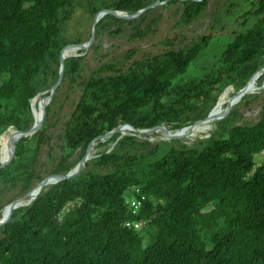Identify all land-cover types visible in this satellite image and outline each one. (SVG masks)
Listing matches in <instances>:
<instances>
[{"label": "trees", "instance_id": "trees-1", "mask_svg": "<svg viewBox=\"0 0 264 264\" xmlns=\"http://www.w3.org/2000/svg\"><path fill=\"white\" fill-rule=\"evenodd\" d=\"M74 1L0 0V136L33 126V100L59 77ZM156 1L163 0H117L107 8L134 14ZM208 1L164 5H182L177 25L183 28L200 17ZM248 5L240 27H221L230 37L191 80L182 77L210 47L214 33L183 49L134 61L124 72H95L80 82V96L60 135L62 155L49 175L72 171L90 142L120 125L147 130L162 124L175 133L206 118L226 89L233 93L245 86L264 68V0ZM99 10L90 3V16ZM134 22L105 14L96 29ZM82 53L65 58L56 91L78 81ZM255 83L264 85V73ZM254 107H259L254 124H233ZM50 112L47 106L40 130L21 137L12 162L0 168V197L17 187L26 195L45 178L37 167ZM212 125L192 146L120 133L98 142L97 148L115 145L89 159L77 177L45 186L0 226V264H264V161H255L264 153V90L244 95ZM11 146L0 145L3 161ZM141 196L142 207L132 214L125 200ZM127 221L142 227L128 229Z\"/></svg>", "mask_w": 264, "mask_h": 264}, {"label": "rangeland", "instance_id": "rangeland-1", "mask_svg": "<svg viewBox=\"0 0 264 264\" xmlns=\"http://www.w3.org/2000/svg\"><path fill=\"white\" fill-rule=\"evenodd\" d=\"M115 1L117 0L74 1L72 15L65 25L64 34L69 43L74 42L75 38L81 37L82 41L80 44L86 45L87 48L85 50H80L83 51V53L79 54L81 63L78 81L71 83L68 81L65 82L58 91L55 90L52 97L48 100V106L51 107V112L47 119L48 125L46 127L43 142L40 145L37 167L42 177H47L61 158L60 135L80 96V82L84 81L95 72H99L100 75L104 76L114 74L116 71L124 72L134 61L153 55H159L168 50L183 49L195 42L199 36L209 32L214 33V40L210 47L199 55L188 72L182 77V80L185 82L191 80L199 73V68L202 64L212 62L223 49L226 40L230 37V34L225 31L222 32L223 30L221 27L224 26L225 30H231L232 23H234V26L240 27V24L237 23L243 21L240 16L249 6V0H209L206 10L200 17L194 23L182 28L177 25L182 12V5L180 3L171 5H164V3H161L152 11L148 12L143 19H139L140 16L135 18L136 22L134 23L118 25L113 23L110 27L100 26L96 29L95 26L93 28L96 14L101 10L108 9L107 6H110ZM91 2L96 4L100 9L94 16H90L88 13ZM233 2L237 5L231 7L230 3ZM103 16L104 14L100 16L99 20ZM118 28L120 29L119 31ZM137 31H141L143 34L137 35ZM92 33L93 39L90 41ZM71 54L78 55L76 51L68 53L67 56ZM106 64L113 65L115 69H101L105 67ZM55 68L56 65H53V69ZM254 85L257 86L256 83ZM256 90L259 89H255L249 94L254 93ZM232 94L231 88L226 89L220 95L218 103L222 102V106L225 108ZM240 100L236 102V104H238ZM236 104H234V106ZM258 115L259 107H254L245 111L242 118L237 119L233 124L252 125L258 120ZM212 123L213 121H210L206 129L200 132L194 131L187 136L178 138L176 142H171V139L164 137L160 131L142 134L140 137L145 138L149 136L152 141L165 140L169 146L178 147L179 144L192 146L197 144L199 139L208 136V132L213 128ZM186 129L187 130L184 131H189V127ZM10 132L12 131H8L0 136L1 146L2 138L6 137ZM114 145L115 143H110L100 148L95 146L89 155V159L95 157L104 150L110 151ZM255 161L258 164L262 163L264 161V153L256 155ZM22 196L24 195L20 194L19 187L16 189L4 190L0 197V205L4 206L1 213L8 205L7 203L9 201H14Z\"/></svg>", "mask_w": 264, "mask_h": 264}, {"label": "water", "instance_id": "water-1", "mask_svg": "<svg viewBox=\"0 0 264 264\" xmlns=\"http://www.w3.org/2000/svg\"><path fill=\"white\" fill-rule=\"evenodd\" d=\"M192 1H200V0H192ZM165 2H166V0L156 1V2L152 3L151 5L137 11L134 14H127V13H124L122 11H117V10H112V9L101 10L100 12H98L96 14V16L94 18L93 28L96 26V24L99 20L98 16L100 13H104V15L105 14H111L114 17L119 18V19L131 20V19H135V18L139 17L142 13L146 12L147 10L155 8L156 6L160 5L161 3H165ZM93 33H92V37H91L90 41L93 39ZM66 48H73V49H76L77 51H80V50H85L87 48V46L84 44H80V43L79 44L68 43L61 48L60 53H59L60 67H59L58 80L53 86L44 89L39 94V96H43L42 104L40 106V119L37 122L35 121L33 126L29 130H14V131H12L13 133H15V138L12 141L11 153H10L9 158L5 161H3L0 157V168H3L5 166L9 165L12 162V160L15 157V153H16V149H17V143L21 137L31 136L34 133H36L37 131H39L40 128L42 127L44 119H45V115H46V108L48 106V100H47V98H45L44 95L46 93H48V97H52L56 88L58 87V85L60 84V82L62 80L65 58L67 57V55L64 54V50ZM262 73H264V68L257 71L255 74H253V76L249 79V81L246 83L245 86H243L240 89H237L236 91L233 92V94L231 95V97L229 99V102L227 103V105L225 106V108L223 110L222 115H212V111H211L207 115L206 118L199 120V121L195 122L193 125H191L189 127V131L186 134H182V131L186 128H183L178 132L171 133L168 130V128L162 124L155 126L153 128L147 129V130L136 129L130 124L120 125V126L116 127L115 129H113L112 131H110L104 135H101V136L95 138L92 142H90L88 147L86 148L84 156L81 158L79 163L76 165V167L72 171L68 172L67 174L57 173V174L48 175L47 177H45L44 179L39 181L38 185L44 188L47 185H52V184H55L59 181L65 180V179L77 177L78 175H80L84 171V169L86 167V162L89 160V155H90L91 151L93 150V148L98 144V142H105L106 139L112 137L113 135H115L117 133H120L122 135H135V136L140 137L142 134H148V133L160 131L163 134V136L168 138V139H178V138L189 135L191 133L190 130L195 125H197L199 123L206 122V121L221 120L231 112L234 104H236L232 101V97L235 93L243 92L246 95V94L253 92V90H255V89H259V88L264 89V85H262L261 87L256 86V87L252 88V90L249 88L250 82L254 78L257 79L258 76L261 75ZM33 115H34V112H33ZM35 198H32V190H30L26 195H24L20 198H17L14 201H12L11 203H9L7 205L8 206L7 213L5 215H3V212H2V214H1L0 226L6 224L10 220L14 209H16L18 207H22V206H27Z\"/></svg>", "mask_w": 264, "mask_h": 264}, {"label": "bare ground", "instance_id": "bare-ground-1", "mask_svg": "<svg viewBox=\"0 0 264 264\" xmlns=\"http://www.w3.org/2000/svg\"><path fill=\"white\" fill-rule=\"evenodd\" d=\"M102 14H104V13H100L99 14V18H100V16H102ZM77 50L76 49H73V48H66L65 50H64V54L65 55H68V53H72V52H76ZM255 82H256V78H254L251 82H250V85H249V88L252 90V87H253V85L255 84ZM254 87H255V85H254ZM253 87V88H254ZM225 93H227V92H225ZM46 94H48V93H46ZM245 95V93H243V92H237V93H235V95L232 97V101L234 102V103H236V102H238L243 96ZM41 96H38L37 98H35L34 100H33V103H32V106H33V112H34V120L37 122L39 119H40V106H41V104H42V102L40 103V105H39V108H36L35 106H34V104H35V102L40 98ZM51 97H47V100H49ZM227 102H229V101H227ZM226 102V103H227ZM225 103V104H226ZM223 104H222V102H219V103H217V106L216 107H214L213 108V110H212V115H222V113H223V110H224V106H222ZM210 121H206V122H202V123H199V125L197 124V125H195L193 128H192V130L190 131L191 133L192 132H194V131H197V132H200V131H202V130H204V129H206L207 127H208V123H209ZM183 129V128H182ZM184 130H187V129H184ZM182 131V134H186L188 131ZM15 138V133H12L9 137H8V139L6 140V142L4 143V144H2V145H5V146H7V145H9V144H11L12 143V141H13V139ZM163 138V137H162ZM42 189H43V187H41V186H39L38 185V183L35 185V187L33 188V189H31L32 190V198H35L41 191H42ZM7 210H8V206H6V208L4 209V211H3V215H5L6 213H7Z\"/></svg>", "mask_w": 264, "mask_h": 264}, {"label": "built area", "instance_id": "built-area-1", "mask_svg": "<svg viewBox=\"0 0 264 264\" xmlns=\"http://www.w3.org/2000/svg\"><path fill=\"white\" fill-rule=\"evenodd\" d=\"M135 194L139 193L138 189H135ZM144 200V197L141 196L140 198L133 197L131 199H126L125 202L128 205L129 209L131 210L132 214H136L137 211L142 207V201ZM125 227L128 229H134L139 230L142 227V224L140 222H131L127 221L125 222Z\"/></svg>", "mask_w": 264, "mask_h": 264}]
</instances>
